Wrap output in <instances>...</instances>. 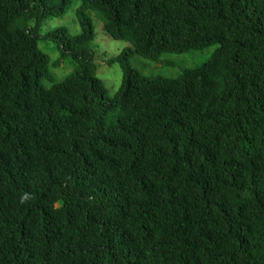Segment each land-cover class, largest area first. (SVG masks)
I'll return each mask as SVG.
<instances>
[{"label":"trees","instance_id":"obj_1","mask_svg":"<svg viewBox=\"0 0 264 264\" xmlns=\"http://www.w3.org/2000/svg\"><path fill=\"white\" fill-rule=\"evenodd\" d=\"M73 1L0 0V264H264V0H78V33L40 31ZM92 10L131 44L111 96ZM211 44L172 78L129 63Z\"/></svg>","mask_w":264,"mask_h":264},{"label":"rangeland","instance_id":"obj_2","mask_svg":"<svg viewBox=\"0 0 264 264\" xmlns=\"http://www.w3.org/2000/svg\"><path fill=\"white\" fill-rule=\"evenodd\" d=\"M78 2V0L73 1L71 6L60 16L48 18L42 24L40 31L45 33L49 29L63 26L71 34L78 33L80 26L75 17V7ZM88 15L94 26V38L88 44V48L93 52L94 74L102 80L107 95L111 96L121 83L122 70L117 62H108L106 58L116 55L124 47L131 44L124 39L110 37L105 32L103 22L95 10L88 11ZM215 47V44H211L202 49L191 48L183 52L163 50L155 57L138 53L129 58V63L134 69L146 76L172 78L179 75L184 68L200 66L211 55ZM38 48L48 56V70L53 75L54 82L62 80L75 69L76 62L69 55L60 57V51L52 40L41 37L38 40ZM41 83L48 87L52 82L43 76Z\"/></svg>","mask_w":264,"mask_h":264},{"label":"clouds","instance_id":"obj_3","mask_svg":"<svg viewBox=\"0 0 264 264\" xmlns=\"http://www.w3.org/2000/svg\"><path fill=\"white\" fill-rule=\"evenodd\" d=\"M30 198L28 193H25L22 197H21V203H24L25 201H27Z\"/></svg>","mask_w":264,"mask_h":264}]
</instances>
